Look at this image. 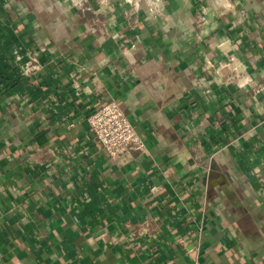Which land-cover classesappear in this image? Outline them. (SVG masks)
<instances>
[{
	"label": "crops",
	"instance_id": "obj_1",
	"mask_svg": "<svg viewBox=\"0 0 264 264\" xmlns=\"http://www.w3.org/2000/svg\"><path fill=\"white\" fill-rule=\"evenodd\" d=\"M78 1L0 0V264H264V0L141 2L131 49L120 9ZM234 59L252 83L224 82ZM110 100L133 161L88 130Z\"/></svg>",
	"mask_w": 264,
	"mask_h": 264
},
{
	"label": "built area",
	"instance_id": "obj_2",
	"mask_svg": "<svg viewBox=\"0 0 264 264\" xmlns=\"http://www.w3.org/2000/svg\"><path fill=\"white\" fill-rule=\"evenodd\" d=\"M85 0H79L78 6L80 9H88L84 5ZM98 3L102 4L104 7L114 9L111 12L110 18L115 21L120 9V14L125 19L127 23L131 26L132 31L136 36L131 40V49L135 46L136 41H138L137 29L140 24V17L137 11H139V4L142 2L146 3L148 8L153 13H160V3L159 0H126L129 3V6L123 7V2H118L115 6L113 0H97ZM207 11L205 9L198 10L195 13L194 24H195V40L201 41L203 36L206 34V26L208 23ZM94 23L99 21L95 18ZM102 28L89 27V30H100L106 35H112L106 27V22L102 24ZM233 64L229 65L228 71H232L228 76H224V82L237 81V84L247 85L252 83L251 77L246 74V65L241 63L238 59H234ZM28 65V64H27ZM213 64L211 61H206L204 65V71L208 69L215 70V74L220 77L221 68ZM37 68V66L28 65L27 70L31 71ZM72 76H76V73H72ZM215 77H208L206 73L201 74L197 77L195 83L199 86H202V92L204 95H207L212 91V83L215 80ZM86 80V79H84ZM264 86H259L255 88V91H260ZM88 130L93 134L94 138L100 143L104 151L109 157L117 161L118 163L122 162L123 159L126 161H133L135 157L141 154L146 150L145 142L140 137L137 129L135 128L132 121L128 118L126 113L122 110L119 104L115 100H110L104 102L92 109V111L87 116ZM27 150L32 153L34 151H49L54 152V149L51 147H36L35 144H27ZM45 149V150H44ZM39 151V152H40ZM37 153L36 155L42 156L43 153ZM254 176L259 182H264V175L259 172H255Z\"/></svg>",
	"mask_w": 264,
	"mask_h": 264
}]
</instances>
